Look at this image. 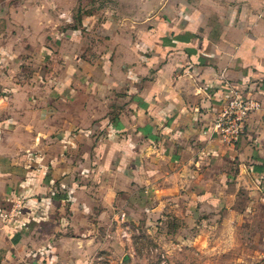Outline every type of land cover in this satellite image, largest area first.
Here are the masks:
<instances>
[{"label": "crops", "instance_id": "crops-1", "mask_svg": "<svg viewBox=\"0 0 264 264\" xmlns=\"http://www.w3.org/2000/svg\"><path fill=\"white\" fill-rule=\"evenodd\" d=\"M0 127V264H100L176 207L264 264V0H0Z\"/></svg>", "mask_w": 264, "mask_h": 264}, {"label": "rangeland", "instance_id": "rangeland-1", "mask_svg": "<svg viewBox=\"0 0 264 264\" xmlns=\"http://www.w3.org/2000/svg\"><path fill=\"white\" fill-rule=\"evenodd\" d=\"M176 208L181 213V207ZM180 216L171 218L163 209L155 219L148 218L139 226H127L116 234L119 245L100 252L98 261L100 264H246L247 254L253 257L248 260L250 264L263 263L261 248H245L244 239L239 240L238 249L230 250L223 245L216 254L213 249L199 247L184 232L188 224Z\"/></svg>", "mask_w": 264, "mask_h": 264}, {"label": "built area", "instance_id": "built-area-1", "mask_svg": "<svg viewBox=\"0 0 264 264\" xmlns=\"http://www.w3.org/2000/svg\"><path fill=\"white\" fill-rule=\"evenodd\" d=\"M251 110L247 102L236 100L218 121V128L223 137L230 142L237 143L244 133L245 124ZM2 129L0 127V140Z\"/></svg>", "mask_w": 264, "mask_h": 264}]
</instances>
